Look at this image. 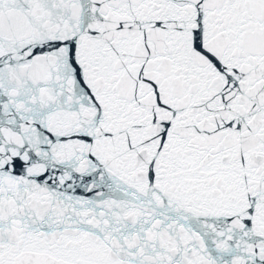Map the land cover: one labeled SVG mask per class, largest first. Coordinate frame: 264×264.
<instances>
[{"label": "snow or ice", "instance_id": "6c2138e0", "mask_svg": "<svg viewBox=\"0 0 264 264\" xmlns=\"http://www.w3.org/2000/svg\"><path fill=\"white\" fill-rule=\"evenodd\" d=\"M0 264H264V0H0Z\"/></svg>", "mask_w": 264, "mask_h": 264}]
</instances>
